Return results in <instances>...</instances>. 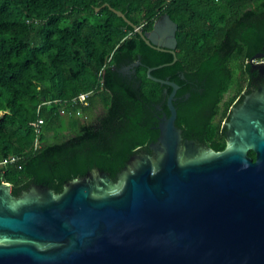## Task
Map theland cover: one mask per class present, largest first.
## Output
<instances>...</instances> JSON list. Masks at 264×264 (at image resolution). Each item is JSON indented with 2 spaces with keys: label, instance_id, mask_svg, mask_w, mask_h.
Listing matches in <instances>:
<instances>
[{
  "label": "trees",
  "instance_id": "trees-1",
  "mask_svg": "<svg viewBox=\"0 0 264 264\" xmlns=\"http://www.w3.org/2000/svg\"><path fill=\"white\" fill-rule=\"evenodd\" d=\"M163 15L177 24L174 63L135 30ZM263 52L264 0H0V185L61 193L94 168L117 182L170 115L173 87L147 74L159 66L151 75L179 86L183 140L223 151V122L260 83L250 60Z\"/></svg>",
  "mask_w": 264,
  "mask_h": 264
},
{
  "label": "water",
  "instance_id": "water-1",
  "mask_svg": "<svg viewBox=\"0 0 264 264\" xmlns=\"http://www.w3.org/2000/svg\"><path fill=\"white\" fill-rule=\"evenodd\" d=\"M135 30L176 61L177 24L168 15L149 32ZM250 64L263 83L231 110L223 151L183 140L173 104L179 86L153 77L159 66L147 74L173 87L170 115L152 154L132 156L117 182L98 168L61 193L33 185L15 196L3 182L0 264H264V52Z\"/></svg>",
  "mask_w": 264,
  "mask_h": 264
},
{
  "label": "built area",
  "instance_id": "built-area-1",
  "mask_svg": "<svg viewBox=\"0 0 264 264\" xmlns=\"http://www.w3.org/2000/svg\"><path fill=\"white\" fill-rule=\"evenodd\" d=\"M216 1H221V0H216ZM88 95H89V93L81 94V95L78 96V100L79 101H84L87 98ZM43 124H44V119H42V118H39L37 120V122L35 123V132H36L37 135H40L41 134V128H42V125ZM36 142H38V139H36L35 143ZM13 160L14 159H12V161ZM6 163H7V161H3L0 164H3L4 165Z\"/></svg>",
  "mask_w": 264,
  "mask_h": 264
},
{
  "label": "flooded vegetation",
  "instance_id": "flooded-vegetation-1",
  "mask_svg": "<svg viewBox=\"0 0 264 264\" xmlns=\"http://www.w3.org/2000/svg\"><path fill=\"white\" fill-rule=\"evenodd\" d=\"M259 79H260V83H257V87L263 83V79L260 78V76H259ZM237 105H238V104H235V105L232 107V109H233L235 106H237ZM232 109H231V110H232ZM230 115H231V111H230ZM229 119H230V117L228 118V120H229ZM228 120H225V121L223 122V124L225 125V124L228 122ZM86 121H88V120H86ZM225 127H226V125H225ZM226 131H227V128H226ZM41 133H42V128H41ZM226 142H227V136H226ZM34 146H35V148H39V147L41 146V144L39 143V140H38V142L34 143ZM10 189H11V188H10ZM11 190H12V189H11Z\"/></svg>",
  "mask_w": 264,
  "mask_h": 264
}]
</instances>
